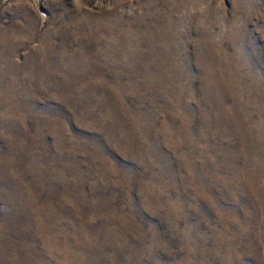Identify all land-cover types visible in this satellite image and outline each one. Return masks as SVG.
<instances>
[{
    "label": "rangeland",
    "instance_id": "374dc122",
    "mask_svg": "<svg viewBox=\"0 0 264 264\" xmlns=\"http://www.w3.org/2000/svg\"><path fill=\"white\" fill-rule=\"evenodd\" d=\"M0 264H264V0H0Z\"/></svg>",
    "mask_w": 264,
    "mask_h": 264
}]
</instances>
